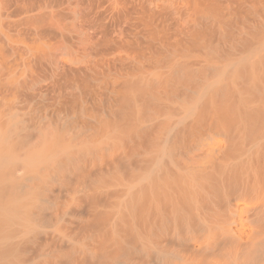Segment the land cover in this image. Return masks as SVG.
<instances>
[{
	"label": "bare ground",
	"instance_id": "1",
	"mask_svg": "<svg viewBox=\"0 0 264 264\" xmlns=\"http://www.w3.org/2000/svg\"><path fill=\"white\" fill-rule=\"evenodd\" d=\"M182 74L175 106L200 87ZM252 92L216 105L215 133L179 142L164 108L110 143L55 150L11 122L0 134V264H264V84Z\"/></svg>",
	"mask_w": 264,
	"mask_h": 264
},
{
	"label": "rangeland",
	"instance_id": "2",
	"mask_svg": "<svg viewBox=\"0 0 264 264\" xmlns=\"http://www.w3.org/2000/svg\"><path fill=\"white\" fill-rule=\"evenodd\" d=\"M176 70L200 87L175 106ZM254 84L264 0H0V134L17 121L37 147L110 143L156 108L176 142L211 135L216 105L255 99Z\"/></svg>",
	"mask_w": 264,
	"mask_h": 264
}]
</instances>
